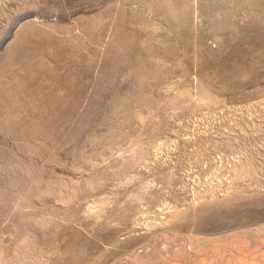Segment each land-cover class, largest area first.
<instances>
[{
  "label": "rangeland",
  "instance_id": "obj_1",
  "mask_svg": "<svg viewBox=\"0 0 264 264\" xmlns=\"http://www.w3.org/2000/svg\"><path fill=\"white\" fill-rule=\"evenodd\" d=\"M0 264H264V0H0Z\"/></svg>",
  "mask_w": 264,
  "mask_h": 264
}]
</instances>
